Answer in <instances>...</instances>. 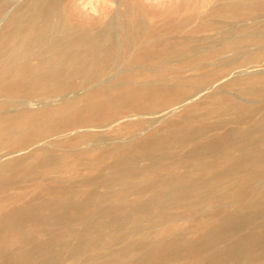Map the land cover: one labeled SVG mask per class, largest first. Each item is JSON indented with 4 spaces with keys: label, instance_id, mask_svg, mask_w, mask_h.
<instances>
[{
    "label": "bare ground",
    "instance_id": "6f19581e",
    "mask_svg": "<svg viewBox=\"0 0 264 264\" xmlns=\"http://www.w3.org/2000/svg\"><path fill=\"white\" fill-rule=\"evenodd\" d=\"M61 1L25 0L13 12L7 13L3 17L0 16L2 17L0 19V53L8 52L7 57L2 58L0 56V92L12 96L16 91H19L21 94H25L23 97L30 96V98L22 100H15V98L13 99L10 96L7 99L5 97L1 99L0 96V105L15 106V109L12 112L10 111L11 113L4 114L5 116L0 117V232L9 231L12 236L21 240L20 243L24 244L28 239L34 238L38 233L54 231L55 226L59 222L61 223V221L70 217L68 216L70 214L68 208L73 204L72 199L75 195V187L73 184L54 186L53 183L57 182L59 184V181L64 182V180L66 181L65 177L69 175L74 176L84 171L87 177L83 179V183L90 186L98 185L100 182H105L104 184L107 185L106 183L111 181L125 184L124 186H127V183L130 186L129 178L137 176L141 179V177L145 178L148 174L150 176L147 179L152 183V169L155 168V171L156 168L170 170L174 166V163L168 161L171 155L170 144L173 142L186 139L191 140L192 148L190 152L197 159L189 165H179L182 171L180 173H185L186 175L175 177V179L171 178V183H169L170 181L168 182L170 185H164L163 189L152 193L149 202H147L148 200L145 203L140 202L141 204L135 202L136 204H140L143 210L150 206L163 209L168 206L169 199L184 197L190 190L196 192V189H201L200 182L194 178V175H190L192 174L188 169L190 165L194 164L198 168L207 167L208 157L229 158L231 152L234 150L239 153L238 157L242 160L240 163L237 162L235 166L238 169L250 153L264 151V114L259 117H255L254 115V111L258 109V107L254 106L255 103L259 102L261 104L260 108H264V64L258 65L259 62L264 60V0H223L222 2H218V4L216 3L210 6L205 14L199 15L196 18V26L193 29L191 28L190 34L187 35H182L183 24L187 23L192 17H182V13H178L181 17L179 20L172 19L167 23L157 26L151 24L147 26L137 19L135 12L131 11L125 14V12L127 13L126 9L122 12L119 11L118 1L122 0H115L117 9L111 12V20L109 21L110 30L103 31V26L101 25L100 27H91L86 33L80 34L77 31V26L67 23L69 17L66 10L61 6ZM175 1L177 2L178 0ZM81 6L83 5L81 4ZM85 7L83 6V8ZM127 7H129L128 4ZM96 8L93 7L92 11L97 12ZM186 11L188 12V9ZM199 12H202V10ZM169 17L167 18L168 20L171 19ZM189 22H192V20ZM208 28L213 31L216 29V34L210 35L212 33L210 32L209 35L198 36V32L203 29L210 31L207 30ZM186 32L188 33L189 30ZM110 58L113 59V64L110 66L107 65L108 68H105L106 66L102 62ZM184 58L189 59L190 62L184 63L182 69L174 71V69L168 66L173 61H182ZM31 60H34L36 64L30 65L28 62ZM38 69L42 71L39 72ZM184 71H190L192 74L190 73L191 75L189 77H184L182 76ZM106 75L108 76L105 77ZM77 76L86 77L88 82L81 84V86L79 85L82 88L85 87L81 90L83 91L81 94L68 98L64 93H68L69 91L70 94L76 86L67 80ZM228 76L230 77L224 83V87L236 89L241 94L254 100L255 103L253 101L242 102L236 97L226 94L224 92L226 89L224 91L220 90L216 93H210L215 87V83ZM41 87H49L51 92L59 94L56 96L60 97L56 107H50V101L52 102L51 97L41 98L40 95L31 97L33 93H40L39 89ZM203 94L204 99L201 100L202 102L197 101ZM56 97L55 99H57ZM164 103L169 106L167 112L164 111L165 108H158ZM33 105L39 108L34 110L31 107ZM99 107L113 109L117 114L120 113L121 116L113 118L111 115L100 116L98 114H90V111L92 113V111L94 112ZM180 107L186 108L185 111H182L183 113L181 112L180 114L178 112L180 114L178 117L182 119L189 116L190 113L197 111L199 108H202L203 111L199 109V112H197L200 113L202 111L201 116H199L201 117L199 123L196 125L186 124L182 121L181 123H166V127H164L168 129L164 133L162 131V134L158 131L150 130L145 137L142 136L141 138L137 134L138 132L134 135L128 133L131 138L125 141H123L124 138L121 140V136L125 132L123 131L125 126H119L121 123L120 120L124 118L131 120L130 118L132 116L135 117V115L126 114L127 112H131L134 109L152 108V111L148 113L144 112L140 115L144 117L145 114L151 116L159 114L160 118L165 120L164 114L171 115V113ZM212 114H215L213 118L210 117ZM137 120H140V118ZM141 123L140 125L142 126L144 123ZM84 124L89 126L91 130L92 128L119 127L115 129V133L112 135L113 137L108 140L105 135L99 132H85L83 131L84 128H81L83 130L80 131L79 128ZM136 126L139 128L138 125ZM224 126L229 127L224 131L222 130L223 132L215 133L217 129ZM164 127L161 125V129ZM94 129L92 131H95ZM70 130H75V135L72 137H68L70 132L68 135L65 134ZM133 133L135 132L133 131ZM84 140L88 141L85 145L87 143L90 144L85 148L77 145V142L83 141L84 143ZM51 141L52 143H49ZM152 145L155 146L152 147ZM185 146L184 144L183 147ZM26 150V155L21 156L23 154L21 152ZM142 157L148 160V167H137V161ZM54 168H57L56 172L60 176L57 179L48 177L49 171ZM229 168L231 166H226L223 171L227 172ZM217 169L219 170L220 166ZM14 178L16 181H14ZM138 180L137 182L140 181L139 183L141 185L143 181ZM226 181L228 182V180ZM132 182L134 183V181ZM12 184L21 185V187L26 186V184L34 185L31 200L19 205L17 202L25 197L15 193V195H8V189ZM252 184L251 180H248L244 184V187L236 191V194L242 195V191L251 188ZM102 188H99V190ZM131 188H133L132 185ZM113 189L110 191V195H112L111 192ZM31 191L33 190L31 189ZM131 191L130 193H132ZM119 195H122V193ZM139 195L140 191L136 196ZM206 196H210V194ZM256 198L257 200L252 198L250 200H242V204L239 203L242 206L236 212H224L223 224L228 225V228L232 231L243 230L248 227L247 225L249 223L252 224L255 220L264 219V194L260 198ZM224 199L226 201V198ZM120 200L123 201V205L128 203L124 202V198ZM8 202L13 203L14 206L5 208V204ZM132 202L133 200L131 204ZM185 203L187 202L185 201ZM79 204L83 205V203ZM118 205L120 206V203ZM194 206L196 207L197 205ZM44 207L49 209V215L44 214ZM175 207L177 208V206ZM195 207L194 210H196ZM133 208H131L132 211L137 210H133ZM136 208L138 207L136 206ZM218 208L222 209V207ZM102 212L105 214L104 218L106 217V213L109 216L112 212L116 213V216L118 213L115 211ZM118 214L124 218L122 216L124 213L122 215L120 213ZM89 215L91 214H87L86 218L82 220L92 221L93 217ZM207 215L214 216L211 214ZM116 216L115 219L117 218ZM100 217L97 219H101ZM199 217L201 216L199 215ZM144 218L146 217L144 216ZM213 219H216L215 216ZM82 220L80 221L81 223ZM96 221H93L94 224ZM177 221L179 223V220ZM98 223L103 222L98 221ZM112 223H114L113 220ZM170 223L172 224V222ZM72 224L74 225L75 223L71 222ZM81 225L83 226V224ZM57 226L59 227V225ZM112 228L113 230L115 229V227ZM144 228L143 226V230ZM198 228L196 227V229ZM202 228H204V225ZM205 230L207 229L205 228ZM244 231L239 241V249H213L206 254L198 256V258L196 257V264H264V249H246L250 242L264 246V234L256 235L250 229ZM151 232L154 231L151 230ZM226 234L228 233L226 232ZM105 237V240L108 239ZM202 239L207 242H211L214 239L211 229ZM12 240L5 241L4 245L9 246L17 242L16 240ZM165 242L164 244H166ZM106 245L108 244L106 243ZM104 248L106 249V247ZM109 248L105 252H86V250L84 252L68 253L67 261L70 264H140L142 261H148L152 264H181L183 260L189 258L197 250H142L143 248L141 250H135L134 247L129 249V246L120 250H113L114 247L109 250ZM206 248L209 249V247ZM3 250L7 249L5 248ZM51 250L44 249L45 253L37 256V261L33 262V264H53L51 263L53 259L56 260L62 256L59 251L57 252L60 254L57 252L54 253ZM22 256L25 259H29L30 257L26 254ZM1 264H15V262Z\"/></svg>",
    "mask_w": 264,
    "mask_h": 264
},
{
    "label": "rangeland",
    "instance_id": "374dc122",
    "mask_svg": "<svg viewBox=\"0 0 264 264\" xmlns=\"http://www.w3.org/2000/svg\"><path fill=\"white\" fill-rule=\"evenodd\" d=\"M24 1L25 0H21V1L20 0H0V16L3 17L7 13L13 12L16 9V7L18 5H20V4H22ZM76 1L77 0H64V1L62 0L61 1V6L66 10V13L68 14L69 18L67 20V23L77 26L78 33H80V34L86 33L89 28L95 27V26L96 27H98V26L100 27L101 25L103 26L102 27L103 31L111 29V27L109 26V21L111 20V15H112L111 12H114L115 9H117V4L115 3V0H113V1L112 0H104V1L103 0L102 1H100V0H86V1L85 0H80V2H79V0L77 2ZM222 1L223 0H178L176 2L175 0H158V1L157 0H122V1H118L119 5L122 4L120 6L118 5V9L121 12L125 11V9H126L127 13L125 12V14H128L131 11L135 12L137 14V19L140 20L142 23H145V25H147V26H150V24L157 26L159 24L167 23V22L171 21L172 19L179 20L181 18L179 14L182 13L181 14L182 17H184V16L185 17H190V18L192 17V19H190V20H192V22H189L190 21L189 20L187 23L183 24L182 35H187V34H190V31L196 26V22H197L196 18L199 15L205 14V12L207 10H209L210 6H212V5L216 4V3L218 4V2H222ZM226 1H231V0H226ZM80 3L84 7L85 6L86 7L83 8V6H81ZM132 3H134V4H132ZM95 4H96V6H95ZM127 4L129 5V7H127ZM92 6L93 7H97L96 8L97 12H93L92 11V8H93ZM130 6H132V7H130ZM195 8H196V10H195ZM122 9H124V10H122ZM187 9H188V12H190V13H188L186 11ZM190 9H192V11H190ZM200 10H202V12H199ZM196 11H198L199 14ZM173 12H175V13L171 14ZM170 15L171 16L173 15V16L171 17ZM189 15H192V16H189ZM2 17H0V19ZM123 17L125 18V16H123ZM168 17H169V19L170 18L171 19L168 20L167 19ZM124 21H125V19H124ZM3 23H4V21H3ZM184 27H186V28H184ZM204 29L201 30L200 32H198V36L209 35L210 32H212V33H210V35H212V34H216V32H217L216 29H214V31L211 30L210 28L207 29V30H210V31H206ZM188 30H189V32L187 33L186 31H188ZM7 54H8V52H2V53H0V56L2 58H5V57H7ZM188 62H190L189 59L184 58V59H182V61H173L168 66L171 67L172 69H174V71H176V70L182 69L184 63H188ZM28 63L30 65L36 64V62L34 60H31ZM102 63H103V65L106 66L105 68H108V66L113 64V59L110 58V59H108V60H106L105 62H102ZM176 63H177V65H176ZM260 64H264V60H262L261 62L258 63V65H260ZM175 65L179 66V67H176ZM38 70H39V72L42 71L41 69H38ZM156 70H158V69H156ZM190 73H191L190 71H184L182 76L189 77L192 74V73L191 74ZM108 75H106L105 77H107ZM230 76H228L225 79L223 78L219 82L215 83V87L213 88L215 91L212 89L210 91V93H216V92H218L220 90L224 91L226 89L224 91L226 94H230L231 96L236 97L238 100H240L242 102L253 101L255 103L254 100H252L251 98L241 94L236 89L224 87V83L226 82V80ZM67 81L70 82V83H73L76 86L74 91L70 92V94H69V91H68V93L67 92L64 93V95L66 97H68V98L74 97L77 94H81L83 92L81 90H83L85 88V87H83V88L80 87L81 84H85L86 82H88L86 80V77L83 78L82 76H80V77L79 76L71 77ZM39 90H40V93H33L32 95L30 94L31 97L38 96V95H40L41 98H43V97H47V98L49 97L50 98L51 97L52 102L50 101V107H56L58 105V103H59L58 99L60 98L59 96L56 97L57 95H59L58 93L51 92L49 87H41ZM51 94H52V96H51ZM204 94L201 95L200 96L201 98L199 97L197 99V101L200 102L202 99H204L203 98ZM24 95L25 94H21L19 91H16L15 94H12V96H10V94L8 95V94H6L4 92H0L1 99L4 98V97L7 99V97H9V96L12 97L13 99L15 98V100H22V99L30 98V96L23 97ZM55 97L57 99H55ZM53 98H54V100H53ZM167 105L168 104L164 103V104H161L160 107H158V108H160V109L165 108L164 111L167 112L169 110V106H167ZM9 106H11V105H9ZM9 106L0 105V113H2V114H0V117L11 113L15 109V106H11V107H9ZM254 106L258 107V109H256L254 111L255 112V114H254L255 117H259L260 115L264 114V108H262V109L260 108L261 104L259 102L255 103ZM31 107L34 110H37L39 108V107L37 108L36 105H33ZM160 109H158V110H160ZM185 109H186L185 107H180V108H178V110H176L175 112L171 113V115L164 114L163 116L165 117V120L164 119L162 120L160 118L159 114L152 115V116L145 114L146 117L144 115H143L144 117H142L140 115L141 113H144V112L148 113V112L152 111V108H148V109L147 108L146 109H134L133 110V111H135L134 113H133V111L127 112L126 114L135 115V117L132 116V118H130L131 120H129L128 118H124V119L120 120L121 123L119 124V126L120 127H122V126L124 127L125 126L123 131L126 132V133L123 132V135L121 136V140H123V138H124L123 141L129 140V138H131L129 134H133L134 135L137 132H138L137 134H139L141 136V138H142V136L145 137L147 135V132L150 131V130L158 131L160 134H162V133L166 132L167 129H168V128H165L166 127L165 126L166 123H181V121L185 122L186 124H190V125H192V124L196 125L197 123H199V121L201 120V117H199V116H201V112L203 111V109L199 108V109L202 110V111H200V113H197V112H199V109H198L197 111H194V112L190 113L189 116H187V117H185L183 119L178 117L181 114L182 111H185ZM164 111H163V113H165ZM3 112H5V113H3ZM90 114H98L100 116H110L111 115L113 118L121 116V114L120 113L117 114V112H115V110L110 109V108H105V107L104 108L103 107L96 108L94 110V112L92 111V113H91V111H90ZM158 116H159V118H157ZM214 116H215V114L210 115L211 118H213ZM139 118H140V120H137ZM142 119H144V120H142ZM132 120H134V121H132ZM148 120H150V121H148ZM135 121H136V123H135ZM147 121L149 122L148 125H147V123H148ZM141 122L144 123V124H142ZM145 122H147V123H145ZM140 123L142 124V126L140 125ZM136 125H138L139 128H137ZM161 125H162V127H164V126L165 127L161 129ZM119 126H114V127H109V128L106 127V128H100V129L99 128H95V129L92 128V130L93 129L95 130V131H92L89 128V126H86L84 124V125H82V127L79 128V130L82 131L83 129H81V128H84L83 131H85V132H87V131L89 133H94V132L98 133L99 132L100 134L105 135L106 139L110 140L113 137L112 135L115 133V129H117ZM140 126H141V128H140ZM86 127H88L90 130L88 128H86ZM227 127H229V126H224V127L220 128V129H217L215 131V133L223 132L224 130L227 129ZM103 129H105V130H103ZM127 129H128V131H127ZM131 129H133V130L131 131ZM142 129H144V130H142ZM133 131L135 133H133ZM69 132H70L71 135L69 134L68 137H72V136L75 135L74 134L75 130H70V131H68L65 134L68 135ZM86 142H88V141L84 140V143H83V141H80V142H77V145L80 146V147L83 146L81 148H85L88 144H90V143H87L85 145ZM49 143H52V141L49 142ZM184 144L186 145L185 147H183ZM170 145H171L170 154L172 155V157L170 155V158L168 159V161L174 163V166L171 167L170 170H166V169L162 170V169L156 168V171H155V168L152 169L153 170V172H152V183H151V181L149 182V180L147 179L150 176L148 174L147 176H145L146 179L144 177H141V179H139L137 176L129 178L128 180L130 181V184L132 185L133 188H131V185L128 186L129 184H127V183H126L127 186H124L125 184H121L119 182H114V181L107 182L106 183L107 185L104 184L105 182H103V183L100 182V183H98V185L95 183L96 185H91L90 186V185H85L83 183V179H85L87 177V175H86V173L84 171L83 172H79V173H77L74 176L73 175L72 176H70V175L66 176L65 177L66 181L65 180H64V182L59 181L58 182L59 184H57V182H54L53 183L54 186H57V185L66 186L68 184H71V185L73 184L74 187H75V195L73 196V199H72L73 200V204L68 208V210L70 211V214L68 216H70V217L66 218L64 221H61V223L59 222V224H57V225H59V227L56 225L55 226V230L52 231V232H49L50 234L48 232L47 233H38L34 238L28 239L24 244L20 243L21 240H18V238H15L14 236H12L11 232H9V231L8 232H0V264L1 263H7V262H13V263L15 262V264H33V262L37 261V258H38L37 256H40L41 253H45L44 249H49V250L52 249L51 251H53L54 253H56L57 251H59L61 253L60 254L59 252H57L58 254H60L62 256L58 257L56 259L57 261L55 259H53V261H51V263H53V264H62V263L63 264H70V262L67 261L68 253L84 252L86 250H87L86 252H88V251H91V252L92 251L105 252V251H108L107 249L109 247H111V248L114 247V249L112 248L113 250H116V249L120 250V249H123V248L125 249L126 246H129V249L134 247L135 250L136 249L141 250L142 248H143L142 250H144V249H147V250L148 249H197L196 252L191 254L189 258H186L188 261L185 259L181 263V264H183V262H184V264L185 263L186 264H188V263L196 264L195 259H197L198 256L206 254L208 251H212L213 249H235V248L239 249V246H240L239 245V241L242 238L241 235H243V233L245 232L244 230H249L250 229L253 232H255L256 235L264 234V219L255 220L252 224L249 223L247 225L248 227L246 229H243V230H233L232 231L231 229L228 228V225L223 224L224 223L223 222L224 221L223 220V217H224L223 214H225L226 212L231 213V212L238 211V209L242 206L241 205L242 204V200H246V199L250 200L251 198L257 200L256 197L260 198L261 195L264 194V157H262V156H264V151H260L258 153H256V152L250 153V155H248V157H246L247 160L245 158L244 161H243L244 163L242 162L241 163V167L238 168V169L235 168V166L237 165V162L240 163L242 160L238 157L239 153L237 151H234V150L231 152V155L229 157L230 159L229 158L208 157L209 159H207L208 160V166L207 167L198 168V167L194 166V164L190 165L189 166L190 168H188L189 171L192 172V174H190V175H192V176L194 175V178L197 179L198 182H200V185L202 186L201 189H196V192H192V190H190L187 193V195L184 196V197H180V198H177V199H169L168 206H166L163 209H158L156 206H152V207L150 206L147 209L143 210V207L140 204L141 203H145L147 200H148L147 202H149L150 201V196L152 195V193L160 191L161 189H163L164 185H167V184L170 185L169 183H171V181H170L171 178L175 179V177H182V176L186 175L185 173H180L182 171H181V167H179V165L180 166H182L183 164L184 165H187V164L189 165L190 163H193L197 159V157L194 156V154H192L190 152L191 148H192L191 140L189 141V140L186 139V140H182V141H178V142H173ZM153 146H155V145H152V147ZM176 152H177V154H175ZM21 153H23V154H21V156L26 155L27 150L23 151ZM174 154L178 155V156H175ZM211 159H212V161H211ZM218 159L221 162H219ZM235 159H236V161H235ZM188 160H191V161L188 162ZM146 166L148 167V160L147 159L145 160L143 157L139 158L138 161H137V167L144 168ZM219 166H220V169L218 170L217 168H219ZM226 166L227 167L231 166V168L228 169L229 171H227V172L225 171L224 172L223 170L225 169ZM57 168H54V169L50 170L48 177H52L53 179H57L58 176H59L58 173L56 172ZM172 168H173V170H172ZM179 169H180V171H179ZM232 169H234V170H232ZM177 170L179 171V173H178ZM253 173H255V174L253 175ZM201 175H202V178H201ZM203 175H204V177H203ZM205 175H207V176H205ZM192 176H190V177H192ZM230 176L231 177L233 176V178H231ZM197 177H200V178H197ZM223 177H225V178H223ZM136 178H138L139 180L143 181V182H141L142 186L139 183L140 181L138 179H136ZM222 178L224 180L225 179L228 180V182H230V183H228L226 180H225L226 181L225 182ZM242 178H244L245 181H244V179L242 180ZM137 180L139 182H137ZM248 180H251V182L253 183L252 187L249 188L248 190L242 191L243 192V193L241 192L242 195H237L236 191L239 190L240 188L244 187L245 186L244 184ZM14 181H16L15 178H14ZM129 181H128V183H129ZM132 181H134V183ZM116 183H117V185H116ZM235 183H236V185L237 184L238 185L236 186ZM79 184H81V185H79ZM118 184H119L120 187L118 186ZM104 185H105L106 189L104 188ZM100 186H102L104 189L102 187H100ZM136 186H138V187H136ZM107 187H109V188H107ZM99 188H102V189L99 190ZM134 188H136V189H134ZM138 188H140V189H138ZM31 189L33 191H31ZM95 189H96V191H95ZM112 189H113V191L116 190L115 191L116 193L112 191L111 192L112 195H110L109 193H110V191ZM101 190H103L105 193L103 191H101ZM138 190L140 191V195L136 196V195H138V192H139ZM130 191L132 193H130ZM33 192H34V185L26 184V186L21 187V185L12 184V186L8 189V193L7 194L8 195H15V194L23 195V197H25V198H22V200L17 202L20 205L21 203L25 204L28 201H30L31 200V195H32ZM205 192H209V193H205ZM113 193H115V194H113ZM120 193H122V195L123 194H125V195L124 196L119 195ZM208 194H210V196H206ZM216 195L217 196L220 195V196L217 197ZM91 196L93 197V199H92ZM119 196H120V198H119ZM89 197H91V198H89ZM134 197H136L138 201L136 200V198L134 199ZM123 198H124V202L125 203L128 202L127 204H124V205L122 204L123 201L120 200V199H123ZM224 198H226V201H225ZM128 199H129V201H128ZM189 199H191V200H189ZM77 200H79L78 201L79 203H83V205L79 204L77 202ZM132 200H133V202L131 204ZM207 200H208L209 204H208ZM94 201H96V202H94ZM110 201H112L114 203H112ZM117 201H118V204L120 203V206L117 204ZM185 201L187 203H185ZM129 202H130V204H129ZM135 202H139V203L141 202V203L140 204H138V203L136 204ZM108 203H111V204H108ZM239 203H241V204H239ZM5 205H6L5 208H11L12 206H14L13 203H9V202L6 203ZM95 205H97V206H95ZM111 205H114V206H111ZM194 205H197V206L195 207ZM136 206L138 208H136ZM175 206H177V208ZM88 207H89V209H88ZM123 207L126 208V209H124ZM133 207H135V208H133ZM194 207L196 208V210H194ZM218 207H222V209H219ZM120 208H122V209H120ZM131 208H133V210H135V209H137V210L132 211ZM183 208L186 209V210H184ZM217 208H218V212H217ZM116 209H117V211H116ZM213 209H215V210H213ZM102 211H105V212L106 211H115V212L120 213V215H122V213H124L122 215V216H124V218L120 217L118 213H117V216H116L115 215L116 213H114V212H112V214H110V216L113 215V216H111L113 218H111L107 213H106V217L107 216H109V217H107V218L105 217L104 218L105 214H103L104 212H102ZM43 212H44V214H48L49 213V209L47 207H44L43 208ZM191 212H193L194 214L191 213ZM96 213H97V215H96ZM136 213H138V214H136ZM87 214H91L89 216L93 217L92 221L82 220V219L86 218ZM207 214L214 215L216 219H213L214 216H210V215H207ZM102 215H103V218H102ZM131 215H133V216L131 217ZM196 215H197L198 219H196L197 218ZM199 215L201 217H199ZM204 215H205V218H204ZM115 216L117 217L116 219H115ZM144 216L146 218H144ZM99 217L101 219H97ZM183 219H186L187 221L183 220ZM81 220H82V223L80 222ZM95 220H97L95 222L96 225L93 222ZM112 220L114 221L115 224L112 223ZM174 220H175V222H174ZM177 220H179L180 225H179ZM98 221H101L103 223L99 224ZM199 221H200V223H199ZM71 222L72 223L74 222L75 224L74 225L72 224L73 225L72 226ZM90 222H91L92 225L89 224ZM170 222H172V224ZM181 222H183V223H181ZM193 222L196 223V224H194ZM217 222H218V224H217ZM81 224H83V226ZM111 224H113V225H111ZM119 224H122V225H119ZM203 225H204V228H202ZM79 226H81V227H79ZM143 226L145 227L144 230H143ZM259 226H260V228H259ZM90 227L92 228L93 232H92V230H90L91 229ZM112 227H115V229L113 230ZM135 227H137V228L142 227V228H139L140 230L139 229L137 230V228H135ZM196 227L197 228L199 227V228L196 229ZM81 228H82V230H81ZM101 228H103V229H101ZM205 228L207 230H205ZM258 228H259V230H258ZM72 229H73V231H72ZM97 229H99V230H97ZM201 229H203L202 232H201ZM210 229L213 232L214 239L211 240V242L209 241L210 242L209 243L207 241H203L202 238L204 237V235L207 232L210 231ZM151 230H153L154 232H151ZM166 230L168 232L169 231L170 232L168 233ZM189 231H190V233H189ZM226 232L228 234H226ZM3 233H4V235H3ZM93 233H95V234H93ZM152 233L153 234L155 233V234L153 235ZM188 233L190 234V236H189ZM161 234H162V236H161ZM163 234H165V235H163ZM103 235H104V237L106 236L105 238H108V239L105 240ZM93 236L95 238L96 237L97 238L95 239ZM153 236H154V238H153ZM193 236L194 237L196 236V238H194ZM87 237H88V239H87ZM89 237H90V239H89ZM91 237H92V240H91ZM136 238H138V239H136ZM169 238H171V239H169ZM181 238H182V240H180ZM12 239L16 240L17 242L15 241L16 242L15 244H12V245H9V246H5L4 245L5 241L12 240ZM195 239H196V242H195ZM92 241L93 242L97 241V242L93 243ZM134 241H136V242H134ZM175 241H176V244H175ZM187 241H188V244H187ZM89 242H91V243H89ZM99 242H100L101 245L99 244ZM113 242H115V243H113ZM153 242H155V243H153ZM156 242H157V244H156ZM164 242L166 244H164ZM34 243H36V244H34ZM106 243L108 245H106ZM119 243H122V244H119ZM123 243H124V245H123ZM168 243H169V245H168ZM250 243L248 244V247L246 249H251V248L252 249H264V246H259L258 244H254L253 242H250ZM50 244H52V245H50ZM97 244H99V245H97ZM109 244H111V245H109ZM161 245H164V246H161ZM232 245H233V247H232ZM168 246H170V247H168ZM104 247H106V249ZM206 247H209V249L206 248ZM5 248L7 250H3ZM94 248H96V249H94ZM100 248H102V249H100ZM111 248H109V250H111ZM79 249H80V251H79ZM127 249H128V247H127ZM197 253H200V254H197ZM24 254L30 256L29 259H25L22 256ZM190 259H193V260H190ZM146 263L147 264H152V263H149L148 261L140 262V264H146ZM164 264H169V263H164ZM170 264H176V263H170ZM178 264H180V263H178ZM252 264H256V263H252Z\"/></svg>",
    "mask_w": 264,
    "mask_h": 264
}]
</instances>
